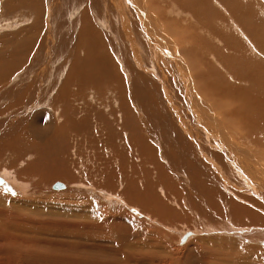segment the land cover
Listing matches in <instances>:
<instances>
[{"label": "rangeland", "instance_id": "rangeland-1", "mask_svg": "<svg viewBox=\"0 0 264 264\" xmlns=\"http://www.w3.org/2000/svg\"><path fill=\"white\" fill-rule=\"evenodd\" d=\"M89 1L0 0V197L33 201L43 213L15 216L1 204L4 226L41 233L37 250L80 255L83 264H96L86 252L105 242L148 249L114 264H210L214 250L198 247L200 238L250 236L263 246L264 225L239 215L236 196L257 195L233 165L264 171V0H152L147 23L160 28L168 54L142 30L131 3ZM87 9L85 25L101 35L81 41ZM213 133L227 134L222 149L209 145ZM89 200L98 210L83 215L90 224L72 210H88Z\"/></svg>", "mask_w": 264, "mask_h": 264}, {"label": "bare ground", "instance_id": "bare-ground-1", "mask_svg": "<svg viewBox=\"0 0 264 264\" xmlns=\"http://www.w3.org/2000/svg\"><path fill=\"white\" fill-rule=\"evenodd\" d=\"M78 1V0H77ZM92 0H90L89 1V5H92L93 3L91 2ZM120 2L119 3H122L121 2V0H119ZM163 1V0H162ZM182 1V0H181ZM190 1V0H189ZM103 3H105V0L104 1H102ZM108 2V1H107ZM111 2V1H110ZM113 2V1H112ZM115 2V1H114ZM118 2V1H117ZM125 2L126 3H131V5L134 7L133 9L135 10V11H137L138 12V14H139V17L144 21H141L140 23H142V25H141V27H142V30L146 33V34H148V32H149V34L152 36V37H155V38H157V44H158V46L160 47V49H162L164 52L163 53H167L168 54V52H165V49L166 48H161V42L163 43V45H165L167 42L165 41L164 42V39L162 38V36H159V35H161V30H160V28H158V27H155L154 25H150V24H148L147 22L148 21H150V19L151 20H153L152 18L153 17H151V18H149L148 16H146V14L145 13H149L150 14V8H149V3L150 2H152V0H125ZM200 2V1H199ZM209 2V1H208ZM204 3V2H203ZM202 3V4H203ZM106 4V3H105ZM165 4V3H164ZM183 4H185V3H183ZM190 4V3H189ZM107 5V4H106ZM115 5H117V4H115ZM127 5V4H126ZM205 5V4H204ZM39 6V5H38ZM108 6V8H110L109 7V5H107ZM122 6H124V5H122ZM191 6V5H190ZM39 7H41V6H39ZM88 7V6H87ZM116 7V6H115ZM125 7V6H124ZM123 7V8H124ZM129 10L128 11H130L131 12V10H130V4H129V7H128V5L126 6ZM125 7V8H126ZM195 7V6H194ZM76 8V7H75ZM124 8V9H125ZM149 8V9H148ZM177 8V7H176ZM42 9V8H41ZM76 10H77V8H76ZM148 10L150 11V12H148ZM74 11V10H73ZM88 9L86 10V13H85V15H82L81 16V18H80V22H81V25H80V29H79V31H78V35H81V41H82V39L83 38H87V40H91L92 38H95V36H97L99 33H98V31L95 29V27L93 26L94 24H90V22L88 23V25L89 26H86L85 25V21H86V19H88L89 17H88V15H87V13H88ZM76 12V11H75ZM153 12V11H152ZM177 12V11H176ZM41 13V12H40ZM74 14V13H73ZM72 14V15H73ZM81 14V13H80ZM107 14V13H106ZM153 14V13H152ZM107 16V15H106ZM106 16H105V18H106ZM172 16V15H171ZM88 17V18H87ZM137 18H138V16H137ZM109 19V18H108ZM91 20H92V18H91ZM100 22V24L101 25H103V26H101V27H103V28H109V26H108V24L110 25V21L109 20H104V21H99ZM97 24V23H96ZM98 26V25H97ZM87 27V28H86ZM140 27V28H141ZM100 29V28H99ZM110 29H111V27H110ZM128 29V28H127ZM106 30V29H105ZM100 31V30H99ZM104 31V30H103ZM107 31V30H106ZM99 35H101V34H99ZM100 37V36H99ZM192 37V36H191ZM154 38V39H155ZM161 38V39H160ZM95 41V40H94ZM182 41H184L183 39H182ZM84 42V41H83ZM90 42V41H89ZM92 42V41H91ZM168 44V43H167ZM166 44V45H167ZM161 45V46H160ZM180 45V44H179ZM168 46V45H167ZM181 47V46H180ZM168 49V48H167ZM161 50V51H162ZM171 50V49H170ZM203 50V49H202ZM88 51H89V49H88ZM84 52V51H83ZM198 52V51H197ZM85 53V52H84ZM197 54V53H196ZM87 56V55H86ZM195 56V55H194ZM195 57H197V56H195ZM222 57V56H221ZM173 58V57H172ZM219 58V57H218ZM106 59V58H105ZM189 59V58H188ZM220 59H222V58H220ZM107 60V59H106ZM104 61V60H103ZM174 62L175 64H173L174 66H178V65H180V62H178L177 60H176V56H175V58H173V59H171V62ZM182 62V61H181ZM218 62H219V60H218ZM116 63V62H115ZM229 63V62H228ZM182 64V63H181ZM201 64V63H200ZM172 65V64H171ZM231 65V64H230ZM184 67V66H183ZM195 67V66H194ZM179 68V70H181V68H182V66H181V68L180 67H178ZM173 69V68H172ZM176 69V68H175ZM186 69V68H185ZM186 71V70H185ZM180 72H182V71H180ZM179 71L177 72V73H180ZM189 72V71H188ZM198 72V71H197ZM206 72V71H205ZM185 73V72H184ZM62 75H63V73H62ZM201 75V74H200ZM17 77V76H16ZM185 77H186V75H185ZM192 77V76H191ZM200 77V76H199ZM181 78H183V77H181ZM189 79V78H188ZM202 79V78H201ZM186 80H187V78H186ZM186 80L184 79V84L186 83ZM197 85V84H196ZM186 86H187V84H186ZM200 86V85H199ZM183 88V87H182ZM196 90V89H195ZM194 90V91H195ZM190 91V90H189ZM196 92V91H195ZM198 92V91H197ZM69 93V92H68ZM195 93H193V94H189L188 96H189V99L188 100H190V102H192L193 103V101L195 100ZM68 97V96H67ZM197 97V96H196ZM187 100V99H186ZM200 100V99H199ZM51 105V104H50ZM198 105V104H197ZM200 106V105H199ZM197 108V107H196ZM194 109V108H193ZM55 110V109H54ZM191 110V109H190ZM198 110V109H197ZM204 110V109H203ZM200 112V111H199ZM194 116V115H193ZM209 117V116H208ZM203 119V118H202ZM206 119V118H205ZM198 121V120H197ZM207 121H209V120H207ZM204 122V121H203ZM212 122V121H211ZM207 125H208V123H206ZM53 125V124H52ZM51 127V126H50ZM209 127V126H208ZM211 127H214V128H217V130L215 131V132H218L219 130L221 131V126L220 125H216L215 123H212V125H211ZM210 129V131H212L213 129H211V128H209ZM219 129V130H218ZM27 130H28V127H27ZM212 132H214V131H212ZM211 132V133H212ZM225 132V131H224ZM228 133V132H227ZM30 134V133H29ZM217 137V139L215 138V136ZM227 135V134H226ZM226 135L224 134V135H222V134H215V133H213V135H212V137L213 138H215V139H213L211 136H207L208 137V139H210L209 141H210V143H209V145H213L214 146V144H217L218 145V147H221V149H222V145H221V142H219V138H221V139H226V140H228L229 138H227L226 137ZM133 137V136H132ZM231 137V136H230ZM233 137V136H232ZM211 139H212V141H211ZM232 139V138H231ZM207 140V139H206ZM233 142V141H232ZM143 143V142H142ZM144 143H146V142H144ZM223 144H224V142H222ZM227 143H228V141H227ZM146 145H147V143L145 144V147H146ZM159 145H160V143H159ZM255 146V145H254ZM143 147H144V145H143ZM142 147V148H143ZM230 147V146H229ZM144 149V148H143ZM202 149V148H201ZM232 149V148H231ZM140 150H142V149H140ZM228 150H230V149H228ZM234 150V149H233ZM256 150H257V148H256ZM262 150V149H261ZM139 151V150H138ZM148 151L145 149L144 150V154L146 155V153H147ZM192 152V151H191ZM232 152V151H231ZM235 152V151H234ZM233 152V153H234ZM236 153V152H235ZM262 153H264V151L262 152ZM237 154V153H236ZM259 154H261V152H259ZM154 155V154H153ZM234 155V154H233ZM240 155V154H239ZM262 155L263 154H261V157H262ZM121 156V155H120ZM241 156V155H240ZM249 156V155H248ZM124 156H121V158H123ZM250 157V156H249ZM126 158V157H125ZM128 158H130V157H128ZM144 159H142L141 161L142 162H145L146 160L145 159H147V156H144L143 157ZM149 158V157H148ZM237 158H239V157H237ZM242 158V157H241ZM244 158V157H243ZM127 159V158H126ZM235 159V158H234ZM122 160H124V159H122ZM145 160V161H144ZM151 160V159H150ZM236 160H238V159H236ZM243 160V159H242ZM127 161V160H126ZM240 161V160H239ZM246 161V160H245ZM264 161V160H263ZM263 161H261V162H263ZM156 162V161H155ZM231 162V161H230ZM247 162V161H246ZM246 162H244L243 164H245L246 166H243V167H241V166H237L236 164H235V166L233 165V168H234V170H235V172L237 173V174H239V179H241V181L244 183V185H246V187H250V186H252V187H254V189L253 190H251V189H248V191L249 192H251V193H255L256 195H257V197L255 196L254 197V195L252 196V195H250V196H247V195H244L243 193H241L240 195H239V193H238V195H236V196H238V199L239 200H241L240 202L242 203V205L241 206H239V209H240V212H239V215H241L242 217H247L249 220H253L254 222H249L248 224H250V225H252V226H260V225H264V171L262 170V169H260V167L257 165V163L256 164H250V166H248V164H246ZM123 164H125L124 162H123ZM133 164V163H132ZM241 164V163H240ZM259 164H261L260 163V161H259ZM126 165H127V163H126ZM131 167H132V165H131ZM130 167V168H131ZM165 167H167V166H165ZM128 168H129V166H128ZM127 169V168H126ZM168 169V168H167ZM7 176V175H6ZM9 176V175H8ZM130 176V175H129ZM15 178V177H14ZM17 178V177H16ZM238 178V177H237ZM8 179H9V177H8ZM18 179V178H17ZM17 179H15V182H17L18 183V180ZM10 180V179H9ZM17 180V181H16ZM107 180V179H106ZM109 181V180H108ZM3 182H4V180H3ZM3 182L2 183H0V184H3ZM6 182H8L7 180H6ZM10 182H14V181H12V179L10 180ZM21 182V181H20ZM22 183V182H21ZM62 184H64V188H65V186H66V184L65 183H62ZM131 184V183H130ZM127 185V184H126ZM144 185V184H143ZM76 186V185H75ZM138 187V186H137ZM245 187V186H244ZM146 189V188H145ZM160 190H162L161 189V186H160V188H159ZM101 190V189H100ZM11 191V190H10ZM125 191V193H123ZM124 191L122 192V193H120L122 196H128V201L130 202V201H132V199H131V197H130V195L128 194V192H127V189H124ZM247 191V190H246ZM100 192V191H99ZM131 193V192H130ZM21 194V193H20ZM34 194V193H33ZM243 194V195H242ZM234 195V194H233ZM249 195V194H248ZM116 196V195H115ZM165 196H166V193H165ZM236 196L234 195V203L236 202V200H235V198H236ZM109 197V196H108ZM123 197V198H124ZM118 198V197H117ZM39 199V198H38ZM56 199V198H55ZM90 199V198H89ZM127 199H124V200H127ZM9 200V199H8ZM40 200H42L41 198H40ZM40 200H38V201H40ZM44 200H46V199H44ZM50 200V199H49ZM109 200H110V198H109ZM116 200V199H115ZM146 200V199H145ZM37 201V200H36ZM48 201V200H47ZM51 201V200H50ZM50 201L49 202H47V203H49V205H51L50 204ZM53 201H55V203H56V200H53ZM60 201V200H59ZM117 201V200H116ZM127 201V202H128ZM31 202H33V201H28V202H20V201H13V202H9V201H7L6 199H4V197H0V205L1 204H3V206L4 205H7V210H8V206L12 209V210H14L15 211V216H20V217H27V218H29L28 216H25V215H23V214H26V213H40L41 211H40V209L38 210V209H33V206L35 207V203L33 202V206H32V203ZM44 202H46V201H44ZM52 202V201H51ZM134 202V201H133ZM160 202V201H159ZM239 202V201H238ZM39 202H37V204H38ZM54 203V202H53ZM54 203V204H55ZM82 203V202H81ZM119 203H120V201H119ZM118 202H117V204H119ZM123 203V202H122ZM121 203V204H122ZM245 203V204H244ZM54 204H52V206H54ZM57 204V203H56ZM59 204V203H58ZM85 204L86 205H88V206H90V208L88 209V210H86L85 209V205H83L82 207H81V205H78V208L77 209H75V208H72V210H73V212H74V210H75V212H77V214H79V218H81V217H84L85 215H87V214H85V213H89L90 212V209H91V206L93 207V205L94 204H90V200H89V203H86L85 202ZM110 205L109 206H112L113 207V205H112V203H109ZM115 204V203H114ZM127 204V203H126ZM154 204V203H153ZM243 204H244V206H243ZM39 205V204H38ZM61 205V204H60ZM63 205V204H62ZM96 205V204H95ZM148 205V204H147ZM59 206V205H58ZM55 207V206H54ZM71 207V206H70ZM97 207V206H96ZM104 207V206H103ZM115 207V206H114ZM117 207V206H116ZM150 207V206H149ZM149 207H146V208H149ZM156 207H157V205H156ZM160 207V206H159ZM245 207H247V208H245ZM52 208V207H51ZM56 208V207H55ZM58 208V207H57ZM60 208V207H59ZM61 208H63V207H61ZM68 208H69V206H68ZM95 207H93L92 208V210L94 209ZM166 208V207H165ZM64 209V208H63ZM106 209H107V207H106ZM111 209H113V208H111ZM1 210V209H0ZM6 210V211H7ZM11 210V211H12ZM48 210V209H47ZM66 210V209H65ZM68 210V209H67ZM77 210V211H76ZM86 210V211H85ZM109 209H107V211H108ZM136 210H137V208H136ZM147 210V209H146ZM150 210H152V209H150ZM164 210V209H163ZM57 211V210H56ZM55 211V212H56ZM60 211V210H59ZM62 211V210H61ZM83 211V212H82ZM94 212H97L96 210H93ZM93 211H91V212H93ZM125 211V210H124ZM123 211V212H124ZM153 211V210H152ZM64 213H65V211H63ZM72 212V213H73ZM91 212H90V214H91ZM118 212V211H117ZM164 212H165V210H164ZM42 213V212H41ZM100 213V212H99ZM120 213V212H119ZM157 213V212H156ZM2 214V213H1ZM0 214V215H1ZM3 214L5 215V212H3ZM2 214V215H3ZM9 214H11V213H9ZM13 214V213H12ZM43 214V213H42ZM57 214V213H56ZM85 214V215H84ZM94 213H92V215H93ZM98 214V213H97ZM118 214V213H117ZM116 214V215H117ZM175 214V213H174ZM254 214V215H253ZM1 215V216H2ZM3 215V216H4ZM50 215V214H49ZM75 215V214H74ZM84 215V216H83ZM115 215V214H114ZM170 215V214H169ZM168 215V216H169ZM230 215V214H229ZM248 215H253V217L252 216H248ZM6 216H9V215H6ZM14 216V217H15ZM58 216H59V214H58ZM71 216V215H70ZM94 216V215H93ZM97 216V215H96ZM107 216V215H106ZM105 216V217H106ZM120 216H123L122 214H120ZM125 216V215H124ZM126 216H128L127 214H126ZM240 216V217H241ZM61 217V216H60ZM73 217V216H72ZM75 217V216H74ZM97 217H99V215L97 216ZM96 217V218H97ZM108 217V216H107ZM241 217V218H242ZM65 218V217H64ZM86 217H84V219H85ZM95 218V219H96ZM100 218V217H99ZM125 218V217H124ZM238 218V217H237ZM4 219H5V216H4ZM83 219V220H84ZM87 219V218H86ZM85 219V220H86ZM105 219V218H104ZM111 219V218H110ZM242 219H244V218H242ZM242 219H240V220H242ZM18 220V219H17ZM79 220V219H78ZM82 220V219H81ZM101 220V219H100ZM103 220V219H102ZM8 221V220H7ZM58 221V220H57ZM86 221H88V220H86ZM92 221H94L95 222V220L94 219H91V222ZM21 222V221H20ZM89 222V221H88ZM94 222L93 223H91V224H94ZM97 222V221H96ZM103 222V221H102ZM235 222V221H234ZM100 223V222H99ZM114 223V222H113ZM112 223V224H113ZM237 223V222H236ZM88 224H90V222L88 223ZM102 224V223H101ZM109 224V223H108ZM228 224H229V222H228ZM243 224V223H242ZM247 224V223H246ZM0 230H1V228L3 229V228H7V230H5L4 231V235H2V234H0V235H2L3 237H0V239H3L4 241H9V243L10 244H5V245H0V259H1V261H0V263L1 264H3V263H6V264H13V261L14 260H16L17 258H19V262H21V261H23L24 259H25V257L27 258V257H31L32 259H34V262L36 263V264H38V263H43V264H83L84 262H85V259L83 258V257H80V255L78 256H70V255H68V254H66L65 252H63V250H61L63 253H61V254H56L55 253V251L54 252H52L51 250H50V248H49V250L50 251H47V250H42V248L40 249V250H37V248H35L34 247V243H38L39 245L41 244V246L43 247V245H45V244H43L44 243V240L43 239H41V238H39V237H41V236H37L39 233L37 232H35L34 234H33V232L32 231H28V232H23V230L21 229V228H16L15 226H9V225H7V226H4L5 225V223H4V220L0 217ZM94 225H96V223L94 224ZM115 225V224H114ZM120 225V224H119ZM128 225V224H127ZM230 225V224H229ZM233 225V224H232ZM239 225H241V224H239ZM100 226V225H99ZM111 226V225H110ZM109 226V227H110ZM117 226H118V224H117ZM244 227V226H243ZM119 228V227H118ZM215 228V227H214ZM242 228V227H241ZM251 228V227H250ZM10 229V230H9ZM37 229V228H36ZM264 229V228H263ZM130 230V229H129ZM215 230H216V228H215ZM228 230V229H227ZM242 230V229H241ZM251 230H253V229H251ZM45 231V230H44ZM233 231V230H232ZM243 231V233L242 234H244V233H247V232H245L244 231V229L242 230ZM31 232V233H30ZM221 232V231H220ZM227 232H230L229 230L227 231ZM236 232V231H235ZM1 233V232H0ZM129 233V232H128ZM194 234H195V232H193ZM241 233V232H240ZM252 234L254 233V232H251ZM256 233V232H255ZM263 233V232H262ZM262 233H261V236H262ZM41 234V233H40ZM39 234V235H40ZM48 234V233H47ZM47 234L45 235L44 233H43V236H47ZM252 234H250V235H252ZM257 234V233H256ZM49 236H50V234H48ZM134 235V234H133ZM257 235H259V234H257ZM264 235V234H263ZM127 236V235H126ZM228 236V235H227ZM51 237V236H50ZM237 237V236H236ZM246 237V236H245ZM250 236H248V239L250 240V241H248V242H250V243H248V242H239V241H237V240H234V239H224L223 237H221V238H219V237H215V238H207V239H203V238H200V239H198L197 240V242H198V247H200V248H203V247H207L208 248V250L209 251H212V250H214V253L213 254H211L210 255V260L208 261L210 264H264V258H263V260H262V256L264 255V245L263 246H260V245H258V244H256L255 242H254V238H249ZM258 236H255V238H257ZM264 237V236H263ZM10 238H13L12 240H10ZM125 238V237H124ZM259 238V237H258ZM45 239V238H44ZM260 239V238H259ZM55 240V239H54ZM173 240V239H172ZM239 240H240V238H239ZM264 240V239H263ZM50 241V240H49ZM123 241V240H122ZM159 241H161V240H159ZM261 241H262V238H261ZM166 242V241H165ZM258 242H260V240H258ZM23 243H28V244H30V245H32V246H30V245H28V246H26V247H24V246H22L23 245ZM50 243V242H49ZM62 243V242H61ZM66 243V242H65ZM82 243V242H81ZM106 243V245H104V247L101 249V250H98V251H96V250H87V252L86 253H88V252H92V253H95V255L97 256V257H95V260H96V264H114V263H116V262H125V261H128V262H131V259L133 258V254L135 253L134 252V250H135V248L137 247L138 249H140L141 251H140V253L141 252H143V253H145L144 251H146V250H148L147 248L146 249H141V248H139L138 247V245H136V244H129V243H127L126 245V247H124V248H117V247H115V246H111L110 244H107L108 242H105ZM160 243H162V242H160ZM64 244V243H63ZM129 244V245H128ZM47 245V244H46ZM52 245V244H51ZM50 245V246H51ZM60 245H62V244H60ZM262 245V244H261ZM73 246V245H72ZM86 246V245H85ZM122 246H124V245H122ZM161 246V245H160ZM49 247V246H48ZM166 247V246H165ZM164 249V248H163ZM162 250V249H161ZM164 250H166V249H164ZM136 251V250H135ZM60 253V252H59ZM148 253H150V252H148ZM164 253H165V251H164ZM146 254V253H145ZM169 254V253H168ZM147 256V255H146ZM258 256V257H257ZM107 258H111L110 260H108V262H106V263H104L102 260H105V259H107ZM123 258V259H122ZM125 259V260H124ZM18 260V259H17ZM122 260V261H121ZM102 261V262H101ZM107 261V260H106ZM18 262V263H19Z\"/></svg>", "mask_w": 264, "mask_h": 264}, {"label": "water", "instance_id": "water-1", "mask_svg": "<svg viewBox=\"0 0 264 264\" xmlns=\"http://www.w3.org/2000/svg\"><path fill=\"white\" fill-rule=\"evenodd\" d=\"M3 182V179L0 177V183H2ZM62 184L60 183V182H58L57 184H56V187L57 188H62ZM188 234H186V236L183 238V240H182V242H185V240L187 239V236Z\"/></svg>", "mask_w": 264, "mask_h": 264}]
</instances>
